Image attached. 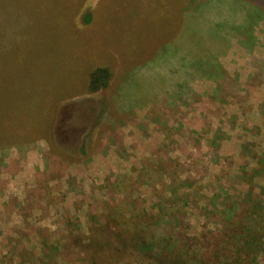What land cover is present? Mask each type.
<instances>
[{"label":"rangeland","instance_id":"374dc122","mask_svg":"<svg viewBox=\"0 0 264 264\" xmlns=\"http://www.w3.org/2000/svg\"><path fill=\"white\" fill-rule=\"evenodd\" d=\"M188 2L0 0L1 127L18 134L26 120L14 116H42L40 97L59 101L55 131L73 139L66 160L43 139L0 147V264H161L157 248L177 240L204 243L201 264L246 251L231 239L245 243L244 211L264 206V16L244 31V4L182 16ZM130 34L137 47L175 43L133 57ZM114 55L110 89L77 86L81 66ZM93 237L106 246L92 256Z\"/></svg>","mask_w":264,"mask_h":264},{"label":"trees","instance_id":"16d2710c","mask_svg":"<svg viewBox=\"0 0 264 264\" xmlns=\"http://www.w3.org/2000/svg\"><path fill=\"white\" fill-rule=\"evenodd\" d=\"M215 1L216 0H189L187 4L185 3V5L181 7V9H179V12L180 14H182V16H184L185 13L187 12V9H190V12L192 11L194 12V11L200 10L202 5L205 4L206 2H207V5L209 4L213 5V2ZM219 1L221 0H218V2ZM228 1H230L232 6L234 7L235 5L238 6V4L240 5L244 4L247 7L246 20H245V23L243 24L244 27H241V29H243L244 31H249V29H246V28L249 26V22L252 19L264 16V0H228ZM164 11L167 13L166 10ZM93 12L88 13L85 19H83L84 25H89L90 28L94 25V22H95V15ZM2 14L4 15L5 13H2ZM76 22H74V25L71 29L72 32H80V31L87 32V30L86 31L81 30V28L77 26ZM142 23L144 26V30L149 28L150 26L149 23L147 22H142ZM121 30L124 31L123 28H121ZM242 33H245V32H242ZM191 35H192V32L190 30V33L186 35L185 37L190 38ZM129 37H130L129 38L130 40L128 41H138L135 47H133L134 50L136 51L135 53H133L134 50L132 51L133 57L137 54H141L145 57L149 56V58L152 59V57L156 55V52H158L162 47L170 43L171 44L175 43L172 41L167 42L164 40L159 41L158 39H155V40H151L150 43H140L139 46L137 47V44L141 41L139 40V37L137 35H135L134 37L131 34ZM152 50L153 52H151ZM133 57H131V59ZM107 58H109L108 62L112 63L111 67L108 66V67L95 68L90 74H88V72L92 68L89 69V65L81 66V68L79 69V74H78L79 81L76 82L77 86L80 87L81 84H85L87 79H89V89H90L89 92L92 94H96L101 91L110 89V86L112 85V81H113L112 67H114L115 65L121 66L122 64L115 60V55L107 57ZM98 60L104 61V57H99ZM141 61H145V59L135 62V64ZM81 79H83L85 82L81 83ZM34 100H35V105L38 106L37 111H41L42 116H33L31 114L29 116H26V115L23 116V115H18V114L14 116V119L19 118V119L26 120L23 128L18 134L10 133L11 126L7 127L6 129H3L1 126L8 119H6L7 117L5 116L3 119L0 118V147H3V149L11 145H16L17 147L18 146L21 147V146L28 145L30 142L34 141L35 139H41V140L43 139L48 143L51 155L53 156L60 155V156H63V159L65 160L68 159L67 155L63 153H58L59 152L58 150L60 148L69 150L70 149L69 147L72 146V140H73L71 139L70 141L69 138L68 139L65 138V135L69 134V131L67 132V134L64 133L66 131L65 128L63 130L59 129L58 131H55L54 126H55V121L57 117V111L59 108V105H58L59 101H55V102L46 101L45 99L42 100L40 97H35ZM5 101H8V100H5ZM6 106L8 107V110H9V104H7ZM70 106L66 105L67 108ZM3 114L4 113H0V116ZM49 114H50V119L47 120V118L49 117ZM90 118H91V114L89 113V119ZM10 120H12V118ZM81 122H83L84 124V121H81ZM70 129L71 128L68 127V130ZM58 135L60 138L58 137ZM57 138L59 139L57 140ZM67 144H70V145H67ZM81 145H82L80 147L81 150L82 151L86 150V142L85 143L82 142ZM248 211H250V217H248L247 220L249 223H252V226L254 228L253 230L248 231L247 234L245 235V239H246L245 243H243L242 241L243 239H239L240 241L236 240L235 238L231 239L232 243H242L241 245H244V248L246 249V251L242 250L243 247L241 248L237 247V250L235 249L236 250L235 254L237 255L236 257L237 261L235 264H244L243 262L240 261V259H242V256L244 255H245L244 257H250L248 258L249 261L247 262V264H260L261 260L264 261V248H260L261 245H263L264 243L263 242L264 237H262L263 236L262 233L264 229L260 230V228H258L259 226H263L264 228V206L259 207L253 204L250 207H247V209L244 212L246 213ZM127 233H129L131 236L135 235L132 229H129ZM142 237H143L142 239L144 243L140 244L141 248H143L144 246H147L148 245L147 243H149L148 241H146L145 236H142ZM206 239H207L206 235L203 236L202 242L205 241ZM92 240L96 241L97 239L96 237H93ZM154 241H162V240L161 239L158 240L156 237H152V242ZM180 242L185 243L184 241L177 240L176 243L172 245L170 243H165L167 246L166 248H163L160 246L157 248V250H160L159 253L157 254L159 256V260L161 264H201V262L198 260V255H200L199 251L202 248H204L205 251H207L206 248L203 246L204 243L203 244L200 243V245L197 246L198 251L197 250L193 251V249L191 250L190 248H188L186 244H185L186 246L181 245ZM229 243L231 242L229 241ZM155 244H158V243H155ZM104 246H106L105 243H101L100 241L97 240V243H91L88 246V252L92 256L95 255L94 251H97L99 254H101ZM205 246H206V243H205ZM91 247L95 248L93 249V252L89 249ZM138 248H139V245H138ZM143 250L144 249H140V252L142 254L144 252ZM150 258L153 259V256H150Z\"/></svg>","mask_w":264,"mask_h":264},{"label":"crops","instance_id":"0c3cea01","mask_svg":"<svg viewBox=\"0 0 264 264\" xmlns=\"http://www.w3.org/2000/svg\"><path fill=\"white\" fill-rule=\"evenodd\" d=\"M16 198H18V197H16ZM18 199H20V198H18Z\"/></svg>","mask_w":264,"mask_h":264}]
</instances>
